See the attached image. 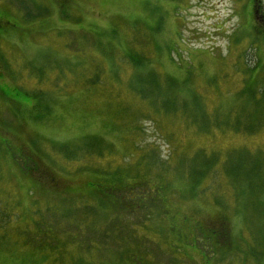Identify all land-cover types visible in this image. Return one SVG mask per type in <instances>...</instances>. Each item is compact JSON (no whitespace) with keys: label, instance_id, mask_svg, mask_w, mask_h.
Returning <instances> with one entry per match:
<instances>
[{"label":"rangeland","instance_id":"1","mask_svg":"<svg viewBox=\"0 0 264 264\" xmlns=\"http://www.w3.org/2000/svg\"><path fill=\"white\" fill-rule=\"evenodd\" d=\"M249 1L0 0L24 30L0 54L2 86L19 96L0 102L9 125L0 128V264H264V98L242 105L257 131L250 137L205 135L188 99L203 96L213 112L220 85L236 92L243 70L264 72ZM139 52L151 62L134 78L120 54ZM170 79L187 93L174 94ZM131 112L140 113L133 127ZM129 134L139 148L120 141ZM101 139L114 145L102 158L79 152ZM34 151L67 192L59 206L75 219L66 224L72 246L90 247L82 258L69 248L60 259L58 204L28 177ZM121 196L140 203L118 212Z\"/></svg>","mask_w":264,"mask_h":264},{"label":"trees","instance_id":"2","mask_svg":"<svg viewBox=\"0 0 264 264\" xmlns=\"http://www.w3.org/2000/svg\"><path fill=\"white\" fill-rule=\"evenodd\" d=\"M51 1L55 2L56 7H57V5L63 6L66 4H72V2H73V0H51ZM248 6L250 7V11L247 12V14H249L248 17L253 21L252 22V26H253L252 31H255L257 36L261 37L263 39L264 38V22L261 23L260 20L258 21L257 18H255L257 16L256 15L257 12L259 11L258 3L256 0H251L250 2H248ZM246 7H247V5H246ZM245 16H247L246 11H245ZM22 36L24 37V34ZM4 48H6V47L3 46V49L0 51V54L3 53ZM7 48H9V45L7 46ZM13 50L16 51V48ZM145 56H147V55H145V54L143 55L141 52L132 53L131 56L127 57V58L121 56V54H120V69H121V71L123 72V71H125L131 67L132 71H134L132 74V77H134V78L140 77L139 74L144 72L142 70V68H147V65L149 66L148 62H151L149 57L147 56V60H146ZM148 69H150V68H148ZM263 73L264 72H262V67H260V65H258L254 69L243 70L241 75H240L242 77V88H240L236 92H228L227 93L228 90L224 91L220 85V89L216 93L217 94L216 98L218 100V103L216 106H214L213 112H209L207 110V108L205 107L203 99H202L203 96H201L199 94H198L199 96H196L194 94L188 93V95H189L188 99L190 101V107L192 108L191 113H194L196 116H201L203 118L204 129H203L202 133L204 132L205 135H209L211 132L210 130H215V131H223L224 133L230 132L234 135H248L249 137L256 135L257 131H255L253 126H251L250 122L248 121V118H247V121L245 120L247 116L244 114H247V113L245 112L246 108L242 110V105H244V100H248V106H249V104L252 103V99L254 97H256L258 99L264 98V78L260 77V75H262ZM2 81H4V79H3V74L0 71V98H1L0 102L3 103V102L8 101L9 99L16 98V97L18 98L19 96L15 95V93L13 92V89L8 88L7 85L2 86ZM225 83H229V80H227ZM169 86H170L171 91L174 92V94H176L178 92L180 93L181 91L186 92V91H184V84L181 82H176L174 79H170ZM16 89H17V92H21L18 88H16ZM138 94L141 95L142 98L145 97L146 95L148 97V93L145 92L144 90H140ZM225 97H230V101L226 102L225 100H223ZM146 99L147 98H145V100ZM17 100L22 101L20 98ZM226 110H227V112H226ZM152 111L159 112V110H157L155 107L152 108L151 112ZM176 111L177 110H173L172 112L175 113ZM223 111H225V112H223ZM160 112H163L166 116L171 115L168 110L165 111L162 109V110H160ZM174 113H173V115H174ZM191 113H190V116H191ZM135 114H136V116L134 115L133 112H131L130 116L128 117V122L131 125H132V121H134V122L138 121V117H139L138 115H140V113L135 112ZM0 115L2 116V118H4L3 112H0ZM244 116H246V117L244 118ZM164 118H166V117H164ZM1 125H7V124H3V123L0 124V128L2 127ZM7 126H9V125H7ZM133 126L134 125H132V127ZM197 127L199 128V125H197ZM121 139L125 143H128V144H130V141H131V145L133 147L135 145V148H139V146L136 145L137 144L136 135H134V138H132V139H131V134H129V136H122V137H120V141H121ZM101 140L97 141V143H95L94 145H92L91 147H88L86 149L80 148L79 152H81L83 150L84 153L97 154V155H99V156H97L98 158H102L101 156H103L105 153L109 152L108 149H111L112 146H114V145L110 142L108 144H105V142L103 140H102L103 145H101L100 144ZM2 143L7 148L11 149L8 146V144H6L7 143L6 141H2ZM64 150L68 151L67 147L62 148L60 152H64ZM34 152H35V154L30 155V157H29L30 158V160H29L30 165H29L28 170L30 172L28 173V177H29V179H31L30 181L34 185V187H36L40 192H42V190H43L48 195V196H45V199L47 201H53V202L55 201L58 204V209L60 212V219L58 221L59 226H57V230L59 229V232H57L58 233L57 236H58L59 240H57V241H58V245H59L60 259L63 260L65 258L67 250L69 251V248L76 250V251H74L75 254H72V255H76V257H77L76 259L82 258L86 255V252L90 249V247H88L86 245H81L76 249L72 246V244L73 243L75 244L76 242L73 241V232L67 230L68 226H66V224L69 223L72 225V223L75 221V219H74V217L66 216L67 214L63 215L61 210H60V206H59V201L61 199H67V198L66 197L59 198L58 194L60 196L63 194L65 196H67V192H66V190H64V189L62 190L61 188H59L56 185L55 179L53 177H48V175L40 169V165H39L40 156L37 154L36 151H34ZM68 152H70V154L72 155L78 151L71 150ZM214 152H215V154H218V151H214ZM142 161L147 163L146 160H142ZM142 161H139V162H142ZM139 162H137V163H139ZM121 170H123V167L119 166V168L116 171H114V172L110 171V173L116 174V175H111V174H109V175L113 176L115 179H117V177L120 175ZM205 171H206V173H204L203 170L200 171V177H203L204 179L207 178L208 176L210 177V175L207 172L208 169H206ZM154 174L156 176L161 175L158 173H154ZM222 174H224L223 171H222ZM204 175L206 177H204ZM218 175L220 177L221 173L220 172L215 173L213 176L215 179H217ZM224 175H225L224 178H227V175L226 174H224ZM204 179H203V182L205 181ZM53 183H54V185H53ZM115 185H117V183H114L113 189L117 190V187ZM45 186H49L51 189H49V188L48 189L52 193L46 192L47 190H44ZM88 186H89L88 193H90V192L93 193V191L91 190L92 184L90 182H89ZM53 189L56 190V192H53ZM118 191H120V190H118ZM120 200H121V206H120ZM115 203H116L115 210L119 212L120 208H122V207H124V209H126V206L138 205V203H140V202L138 200L125 202L123 200V197L121 196V197L117 198V202H115ZM127 209H129V208H127ZM78 222L79 221H77V223ZM213 226L216 227L215 225H213ZM212 228L213 227H211V229ZM208 230H210V229L208 228ZM222 231H223V229H222ZM51 246H52V244H51ZM93 254L94 253H92L90 255H93ZM72 255H69V256L72 257ZM66 257H68V256H66Z\"/></svg>","mask_w":264,"mask_h":264},{"label":"flooded vegetation","instance_id":"3","mask_svg":"<svg viewBox=\"0 0 264 264\" xmlns=\"http://www.w3.org/2000/svg\"><path fill=\"white\" fill-rule=\"evenodd\" d=\"M256 1H258V0H256ZM247 6H248V4H247ZM256 15L257 16L255 18H257L258 21L260 20L261 23H263L264 22V13H262V11H260V9H259V11L257 12ZM21 26L22 25H20L18 21L13 20L11 18H7V17H5V15H2L0 13V51L3 49V46H6L8 44V42H10V39L15 34L23 35L24 30L21 29ZM0 60L2 61L3 59L0 58Z\"/></svg>","mask_w":264,"mask_h":264}]
</instances>
